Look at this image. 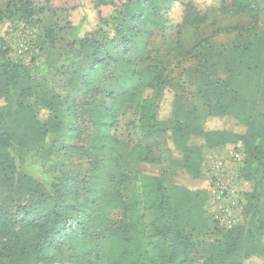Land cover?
<instances>
[{
  "label": "trees",
  "instance_id": "trees-1",
  "mask_svg": "<svg viewBox=\"0 0 264 264\" xmlns=\"http://www.w3.org/2000/svg\"><path fill=\"white\" fill-rule=\"evenodd\" d=\"M212 2L203 9L197 0H91L72 8L67 25L76 65L64 75L79 96L55 93L40 109L26 103L37 92L35 76L12 58L7 35L13 19L33 24L46 9L31 0L14 3L12 13L0 9V264H264V111H257L264 101V32L221 53L222 75L205 76L192 94L175 89L151 48L167 30L201 27L212 8L256 22L263 11L261 0ZM108 4L116 6L113 28L101 15ZM29 45L38 55L49 49ZM103 81L116 86L108 102L99 100ZM169 90L173 109L162 118ZM224 118L241 130L206 126ZM42 141L77 152L85 174L63 163L52 192L22 174L19 157ZM238 144L245 155L239 177L253 186L244 193L249 220L226 228L210 217L202 167L212 150ZM182 176L205 186L189 187Z\"/></svg>",
  "mask_w": 264,
  "mask_h": 264
},
{
  "label": "rangeland",
  "instance_id": "rangeland-1",
  "mask_svg": "<svg viewBox=\"0 0 264 264\" xmlns=\"http://www.w3.org/2000/svg\"><path fill=\"white\" fill-rule=\"evenodd\" d=\"M18 1L19 0H0V9L6 11L9 6V12L12 13L14 11L13 4L18 3ZM31 1H33L37 8L44 7L46 11L39 13L33 24L21 21L17 17L13 19L9 28L7 40L12 48L10 53L12 58L22 60L33 69L32 72L35 76L37 92L33 97L27 98L26 103L36 109H40L42 103L50 98L52 94L60 93L65 95L70 93L74 94L72 95L73 97L77 98L79 96L77 92L70 91V88L66 86L68 76L64 75L66 72L71 74L73 71L72 68L76 65L74 64L75 60H72L73 50L76 49V39L74 31L67 25V14L72 8H78L82 2L89 3L91 0ZM197 1L203 9L209 7L208 5L213 3L212 0ZM261 2L263 11L257 22L246 15L232 16L224 10L212 8L207 11L208 19L201 27H184L180 30L170 29L163 35L154 38L151 44L153 55L156 61L162 63L166 67L167 72L171 75L175 83L176 90H185V92L189 94L196 92L197 88L202 83L201 79L205 76L222 75L218 71V67H216L221 53L227 52L235 44L248 42L262 35L264 32V0H261ZM100 10L102 17L108 21L109 26L113 28L115 25L114 17L116 6L111 4L102 5ZM181 10V7H177L176 11L173 13V18L177 22L182 18ZM79 14L80 12L74 13V20H79L81 18ZM88 17L89 19H96V16ZM226 26H240L241 31H233L228 35L216 34ZM50 33L52 34L51 36ZM20 41H30L32 43L35 41L36 43H40L42 47H48L49 49L39 55L34 54V52H32L33 50L30 49L25 55L19 56L15 47ZM97 73L99 72L97 71ZM97 73H93L92 75H96ZM61 74L63 75L61 76ZM101 88L104 93L99 100L108 102L107 93L116 91V86L112 81H103ZM173 97L174 91L169 90L161 105L160 114L162 118H166L170 115L173 109ZM257 111H264V101L258 103ZM44 115L45 112L42 113V116ZM126 123L127 120L122 119L119 127L120 134L124 136L129 133V131H126ZM206 126L210 129L226 128L230 130H241V127L236 125L235 121L230 118L210 119L206 123ZM38 143L37 146L33 145L30 150L25 151L23 157H19L18 161L22 174L40 181L44 184L46 189L51 192L59 176L58 169L63 163H65L68 169L85 174V159L77 152L71 151L69 154H65L64 151L61 152L58 149H51L46 141ZM229 148H231V146ZM221 150H223L221 153H225L227 149L222 148ZM212 151L210 154H212ZM149 168L153 173H159V168L157 166ZM202 170L206 175V160ZM182 177L183 179L181 182L189 187L205 186V183L202 181L195 182L186 179L184 176ZM252 189L253 186L251 183L245 184V195L251 192ZM1 200L0 194V202ZM260 208L264 210V195L260 201ZM210 217L213 220L211 213ZM248 220L249 216L245 212L242 224L247 223ZM149 221H151V219ZM249 264H257V261L249 262Z\"/></svg>",
  "mask_w": 264,
  "mask_h": 264
},
{
  "label": "built area",
  "instance_id": "built-area-1",
  "mask_svg": "<svg viewBox=\"0 0 264 264\" xmlns=\"http://www.w3.org/2000/svg\"><path fill=\"white\" fill-rule=\"evenodd\" d=\"M15 50L19 56L30 51L28 41H20ZM245 159L241 144L225 153L209 155L207 176L210 183V200L207 205L213 220L220 226L232 228L242 223L244 218V185L239 169Z\"/></svg>",
  "mask_w": 264,
  "mask_h": 264
},
{
  "label": "crops",
  "instance_id": "crops-1",
  "mask_svg": "<svg viewBox=\"0 0 264 264\" xmlns=\"http://www.w3.org/2000/svg\"><path fill=\"white\" fill-rule=\"evenodd\" d=\"M223 150H221V148H217V149H215V150H213L212 151V154H210V155H214V154H217V153H220V152H222ZM227 151V150H226Z\"/></svg>",
  "mask_w": 264,
  "mask_h": 264
}]
</instances>
